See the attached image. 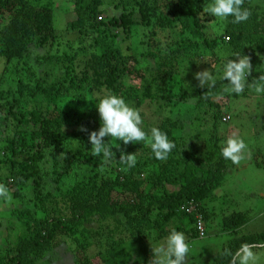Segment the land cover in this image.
Masks as SVG:
<instances>
[{
    "label": "rangeland",
    "instance_id": "obj_1",
    "mask_svg": "<svg viewBox=\"0 0 264 264\" xmlns=\"http://www.w3.org/2000/svg\"><path fill=\"white\" fill-rule=\"evenodd\" d=\"M29 1L37 8L46 7L51 10L54 37L52 42L47 44L48 41L43 45L38 42V39H32L26 47L24 57L6 59L0 55V91L9 86L16 90L17 85L22 83L23 90L15 92L17 96L23 97V100L27 99L29 90L33 88L38 78H44L43 82H51L55 76L64 74V68L69 64L66 60L67 56L76 55L77 60H71L81 67L83 61L91 54L98 53L100 44L105 42L110 43L114 51L124 56H138L142 64L149 65L142 56L147 50L151 30L155 23L157 24L158 14L148 10L151 22L146 24L142 21V14L135 0H128L125 6L127 8L122 13L125 19L133 21L127 31L122 25V20L116 24L108 21L114 17L113 5L118 0H102L97 4L96 9L102 16L103 24L99 28L87 26L86 30L68 26V23L76 19L74 11L76 0ZM192 1L201 6L202 10L208 2V0ZM243 1L251 13L249 18L264 19V0ZM86 2L87 0H82L81 5H86ZM207 17H209L207 20H203L206 26L203 30L207 32V36L210 33L211 36L217 37L220 47L209 50L204 48L200 39L192 38V42L198 48L187 47L186 53L210 54L211 58L201 59L194 65H191L190 59L181 58L179 72L164 86L153 79L148 70L143 71L142 80L131 78L128 81V88L132 89L133 93H129V97L126 95L124 97L126 103L139 109L142 126L146 131L152 127L158 128L166 120H173L176 123L177 129L173 130V133L179 135V141L172 149V158L169 156L167 159L171 160V163L164 165L165 170L170 174L161 184V187L168 192L178 189L179 184L173 181L177 179L180 168L186 163L204 167L212 165L215 158L214 152H217L213 148V140H217L216 143L220 147L226 138L232 135L239 136L245 142L246 150L240 162L232 164L225 159L224 166L219 171L216 186L203 201L206 214L201 216L202 233H198L197 230L194 233L193 230L190 231V228L185 231L179 230L183 232L189 245V252L181 264H219L217 255L227 249L230 239L239 235L264 232V94L257 96L254 85L246 88L241 94H235L229 90L227 84L219 83L222 80L220 78L222 64L233 53L223 32L229 22L221 23L210 14ZM157 31H161L157 38L162 39L164 28H157ZM166 33L165 31L164 34ZM168 38V40L176 38L177 41L181 39L175 33H171ZM176 52V54L183 53L180 49ZM252 55L254 69L264 70V52H254ZM46 56L49 57L48 61L44 60V58L47 59ZM213 60L216 62L214 63ZM204 70L216 75L218 85L212 92L213 104L202 102L201 105H196L194 98H185L186 96L184 97L180 92L188 87L192 89L191 83L198 81L197 73ZM84 93L89 103H94L99 97L87 90ZM130 95L133 97L130 98ZM30 105L35 108H44V104L36 100H32ZM215 105H218L221 115L229 114L227 122H220L219 118H214ZM89 124L93 129L98 130L100 123L97 112L90 115ZM9 127L10 131H14L15 126ZM75 137L72 128L69 127L65 135L67 142L64 146L67 150L70 149L71 153L77 148L78 142ZM149 140L150 136L143 142H137L139 148L148 151L135 158V166L129 167L131 169L129 171L133 170L132 175L142 181L155 167ZM121 143L119 140L114 141L117 145ZM63 153L56 154L57 162L53 165L54 171H52L51 157L46 154V158L50 157V160L43 164L45 176L42 183L47 194H44L41 208L37 209L33 206L29 190L30 182L26 183L22 189H15L16 186L12 184L10 178L11 166L4 161L0 152V184L6 187L8 193L7 197H0V247L13 246L18 241V237L26 233L27 228L29 229L35 221L39 223L43 219L55 216L73 217L70 205L75 194L80 193L93 200L103 181L109 177L121 178L125 173L122 170L127 169L126 166L122 167L113 160L112 162L108 157H96L91 162L75 164L73 170L63 173L62 171H65L62 162ZM143 161L146 165L142 171L138 172L139 165ZM142 186L144 187L143 184ZM14 192H16L15 196ZM103 197L108 204L112 203L107 212L95 213L81 210L80 217L75 222L57 224L60 232L57 233L51 245L37 256L34 260L35 264H109L110 256L103 258V255L119 241L132 244L134 238H142L151 251L163 244L168 233L159 231V226L162 225H158L159 222L155 220L154 215L151 221L137 225L135 221L140 219V214L136 217L135 210L124 212L120 209L118 205L126 202L129 196L123 194L119 187L114 186L112 189L106 187ZM236 212L245 214L247 221L237 232L231 233L224 228L223 222L225 217ZM197 214L201 215L198 212ZM170 227L174 229L171 222L165 224V228ZM251 250L256 257L255 264H264V247H254Z\"/></svg>",
    "mask_w": 264,
    "mask_h": 264
},
{
    "label": "trees",
    "instance_id": "obj_2",
    "mask_svg": "<svg viewBox=\"0 0 264 264\" xmlns=\"http://www.w3.org/2000/svg\"><path fill=\"white\" fill-rule=\"evenodd\" d=\"M81 2L82 0L74 2L76 19L68 23V26L81 30H86L87 26L99 28L103 22L101 21L102 16L100 19L97 18L100 14H98L96 5L102 0H87L84 6L81 5ZM127 2L128 0H118L113 5L114 17L108 20L112 24L122 20L125 31L133 22L131 19H125L122 15L123 10L127 8L125 7ZM135 3L141 11L142 21L146 24L151 22L148 10L153 14H158L157 24L155 23L151 30L147 50L142 56V59L149 62V65L142 64V60L138 56H124L118 51H114L111 44L105 42L100 44L98 53L91 54L83 61L81 67L71 60H77L76 55L67 56L66 60L69 64L64 68L66 73H60L51 82H43L44 78H38L33 88L29 90L27 99L23 100V97L16 95V92L23 90L22 83L17 85L16 90L9 86L0 91V143L2 142L0 152H2L4 161L11 166L10 178L12 184L16 186L15 189H22L26 183L30 182L29 190L33 206L37 209L41 208L44 194H47L42 183L45 176L43 164L48 163L50 157L53 167L57 162L56 154L64 152L62 162L65 171H62L63 173L73 170L75 164L91 162L96 157H105L102 153L96 154L88 140L89 133L97 131L89 124L90 115L97 111L95 102L89 103L90 101L86 98L85 90L96 96L111 91L123 98L129 97V93H133V90L128 88V81L131 78L142 80L144 78L142 72L147 70L153 79L158 80L164 86L179 72V64H182L181 58L190 59L191 65L199 63L201 59L211 58L210 54L186 53L187 47L198 48L192 42V38L200 39L204 48H209V50L220 47L218 38L211 36L210 33L207 36V32L203 30L206 27L204 21L209 18L208 14L192 0H135ZM242 7L246 8L244 1ZM157 28H164L167 32L166 34H164L165 31L163 32L162 39L157 38L161 32L157 31ZM54 31L50 9L37 8L29 0H0V55L6 59L24 57L27 45L34 38L38 39L42 45L48 41L47 44H49L53 40ZM223 32L233 53L240 51L241 54L249 57L252 70L246 78L248 79L246 88L254 85L255 79L264 76V70L254 69L252 62L254 52H264V19L261 17L260 19L248 18L246 21L236 24L229 21ZM171 33L179 35L181 39L179 41L176 38L168 40ZM179 49L183 53L176 54ZM46 57L47 59L44 58V60L48 61L49 57ZM213 62L216 61L213 60ZM207 64H209L208 61ZM219 83L227 84L223 80H220ZM217 85L216 81L212 87L208 85L201 87L196 81L191 83L192 89L188 87L180 93L184 97L186 96L185 98H194L196 105H201L202 102L213 104L211 101L212 92L217 88ZM91 97L93 96L91 95ZM131 97L133 95H130ZM32 100L43 103L44 108L32 107L30 105ZM215 110L214 118H219L220 122H224L220 118L224 114L221 115L218 105H215ZM216 124L215 122V126ZM10 125L15 126L14 131H10ZM69 127L72 128L78 142L73 153L64 146L67 142L65 135ZM158 128L164 131L175 145L178 144L179 135L173 133V130L177 129L173 120H166ZM212 142L213 148L217 151L214 152L215 158L212 165L204 167L186 163L180 168L181 171L178 173L177 179L173 181L179 184L178 189L173 192H168L161 187L163 181L170 174L165 170L164 165L171 163V160L167 159L169 156L172 158L173 150L165 160H157L153 157L155 167L142 181L132 175L133 170L129 171L130 168L125 162L119 160L121 154H134L137 158L148 150L139 148L136 141L128 144H114L110 149L113 157L109 159L122 167H127L122 170L125 171L123 176L121 178L109 177L103 181L98 187V192L93 196V200L80 193L75 194L70 205L73 217L55 216L43 219L39 223L35 221L29 229L27 228L26 233L18 237V241L13 246L0 247V264H35L34 260L37 256L51 245L57 233L60 232L57 224H66L68 221L75 222L80 217L81 210L95 213L107 212L112 203L108 204L103 197L106 187L112 189L117 186L123 194L129 196L126 202L124 201L118 206L124 212L135 210L136 217H139L140 214L139 220L135 221L133 218L137 225L151 221V217L154 215L155 220L159 222L158 225H162L159 226V231L163 233L173 230L172 227L165 228V224L169 222L173 225L174 230L185 231L190 228V231L193 230L196 233L194 214L186 212L181 207L194 205V211L200 213V216L206 214L203 201L216 186L219 180V171L225 163V159L221 156V147L216 143L217 140ZM107 143L110 147L112 146L111 140H108ZM46 154H49L50 157L46 158ZM145 165L146 162L143 161L139 165L138 172L142 171ZM52 171H54V167ZM5 185L7 186L6 183ZM48 193L50 194L49 191ZM13 194L15 196L16 192ZM17 197L22 198L21 196ZM113 204L116 205L114 202ZM246 221L245 214L236 212L224 218L223 226L228 232H237ZM131 243L119 241L115 246L109 248V252L104 253L103 258L110 256L109 264L153 263V251L149 249L148 244L142 238H134ZM242 243H247L251 248L264 247V232L239 235L230 239L227 249L217 255L219 264H234V253Z\"/></svg>",
    "mask_w": 264,
    "mask_h": 264
},
{
    "label": "clouds",
    "instance_id": "obj_3",
    "mask_svg": "<svg viewBox=\"0 0 264 264\" xmlns=\"http://www.w3.org/2000/svg\"><path fill=\"white\" fill-rule=\"evenodd\" d=\"M243 0H208L204 12L216 18L217 21L233 24L246 21L251 15L247 8L242 7ZM234 57L235 59H231ZM252 70L249 57L247 55L232 53L226 58L221 67L220 78L227 82L232 93L241 94L245 91L248 79ZM199 86L208 85L212 87L216 84V75L208 70L197 73ZM254 92L257 96L264 94V76H259L254 80ZM95 109L99 116L100 126L97 131L90 132L88 140L96 154H103L105 157H113L110 149L114 146V141L119 140L123 144L145 141L150 136L149 147L154 158L157 160L167 159L170 151L176 147L168 135L157 127H152L146 131L142 126V118L137 108L131 107L124 98L107 91L100 95L95 101ZM107 138V139H105ZM111 140L112 146L107 143ZM246 150L245 142L242 138L232 135L224 141L221 146V156L238 164ZM133 167L136 164L134 154H121L120 160ZM7 189L0 184V197H7ZM189 252V245L183 232L171 230L167 234L163 244L158 245L153 251V264H181ZM256 257L247 243H242L233 256L234 264H255Z\"/></svg>",
    "mask_w": 264,
    "mask_h": 264
},
{
    "label": "built area",
    "instance_id": "obj_4",
    "mask_svg": "<svg viewBox=\"0 0 264 264\" xmlns=\"http://www.w3.org/2000/svg\"><path fill=\"white\" fill-rule=\"evenodd\" d=\"M98 19L101 18V15L97 16ZM222 121H228L229 120V115L228 114H224L221 117ZM181 209H184L186 212L188 213H193L194 214V218H195V223H196V228L198 230V233H202V226H201V216L199 214H197L195 210V206L194 205H190L189 207H181Z\"/></svg>",
    "mask_w": 264,
    "mask_h": 264
}]
</instances>
